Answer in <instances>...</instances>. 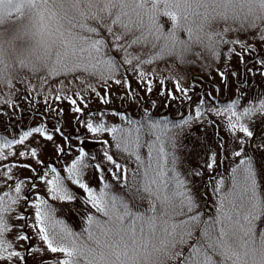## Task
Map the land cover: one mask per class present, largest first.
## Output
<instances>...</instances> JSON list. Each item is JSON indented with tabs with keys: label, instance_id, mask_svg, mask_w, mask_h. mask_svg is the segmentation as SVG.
<instances>
[{
	"label": "snow or ice",
	"instance_id": "6c2138e0",
	"mask_svg": "<svg viewBox=\"0 0 264 264\" xmlns=\"http://www.w3.org/2000/svg\"><path fill=\"white\" fill-rule=\"evenodd\" d=\"M215 36L211 58L198 57L193 63L202 61L210 71L214 64L222 62L223 67L217 71L223 87L215 84L214 91H204L200 85L197 99L196 85L200 82L195 76L189 78L154 67L149 70L145 64H154L155 56L137 53L135 41L120 45L103 34L91 38L89 59L75 68L83 74L71 81L72 91L63 82L54 90L47 86L48 80L38 85L25 84L26 99L43 93L46 103L67 100L75 132L64 127L65 109L60 104H48L45 112L34 110L40 116L34 124H24L22 119L13 121L9 116L0 128V264H99L87 241L99 242L98 229L106 223L101 217L121 221L129 218L133 230L138 222L152 227L158 206L178 217L165 226V251L173 264H221L218 256L227 251L220 239L225 222H235L251 235L260 231L264 239V131L257 135L256 130L257 121L264 124V87L256 81L257 74L264 79V52L260 50L264 28L257 25L251 33L245 32L248 39L239 34ZM237 55L243 72L233 64ZM133 78L148 93L143 100ZM188 79L191 85L185 83ZM109 81L125 86V91L118 93L122 100L142 108L147 102L150 108H143L139 119L114 107L92 108V92L105 105L111 103ZM233 81L237 85L234 97L224 103L216 93L230 89ZM101 82L108 89L103 94L97 90ZM19 91H0V114L7 115L19 107L15 98ZM161 98L167 107L172 101L178 102V108L187 107L186 114L154 119L151 110L160 106ZM52 112L58 114L49 115ZM109 115L120 117L121 122H113ZM197 121L206 129L213 127L214 135L211 140L203 138L196 151L198 163L193 165L190 153L183 151V135ZM221 127L225 129L223 135ZM104 133L111 134V144L122 159L134 161V167L117 160ZM90 139L98 140L97 150L87 143ZM144 146L148 148L146 156L141 151ZM46 153L52 158H43ZM237 158L238 163L234 162ZM226 162L230 164L229 171L217 172ZM121 169L123 176L118 171ZM206 169L215 173L206 181L212 185L217 200L212 215L200 209L197 192ZM106 171L121 182L122 193L112 190ZM88 173H98V189L86 178ZM71 185L83 190L82 202L92 209L84 212L79 231L57 215V207L49 199L76 201ZM145 199L149 202L147 208L137 203ZM149 211L153 215H148ZM217 224L221 225L220 236L216 235Z\"/></svg>",
	"mask_w": 264,
	"mask_h": 264
},
{
	"label": "rangeland",
	"instance_id": "374dc122",
	"mask_svg": "<svg viewBox=\"0 0 264 264\" xmlns=\"http://www.w3.org/2000/svg\"><path fill=\"white\" fill-rule=\"evenodd\" d=\"M96 1H98V5L101 4L102 7L100 9L91 8L88 11H84L83 13H85L84 15L86 17H89V14L91 13L92 18L89 17L88 23L83 25L82 22H73L74 17L79 18V14L83 11L80 9V6H78V0H43L44 4H46L48 7L50 18L46 25L42 24L37 26L35 23V5L37 4L38 0H0V91H15L16 88L21 89V91H19L15 97L19 101V107L16 108L14 112L9 110L7 115L0 114V128H3L5 123L8 121L9 116L13 121L22 119L24 124H28L29 121L34 124L40 119V116L36 115L34 110L45 112L48 108V104H53V107H55V104H60L65 109V112L62 116L64 127L73 133L75 132L74 115L70 111V105L67 100L56 101L55 103H53L52 100H49L46 103L43 93L36 95L35 99H26L23 89L27 83H34L38 85L42 80H48L47 86H50L53 90L58 84L63 82L65 86L68 87L69 91H72L73 89L71 81L75 77L83 74L79 71H75V68L82 62L89 59L88 47L91 42L89 33L93 31V28H95V35L103 34L108 38L110 37V41H115L120 45L127 44V39L123 40L121 37L115 36V31L117 28H114V25L110 23V15H112V10L110 9V5L108 7V0ZM172 1L173 0H165V2H162V0H154L155 4L158 5L153 6V11L156 8H160L161 10L169 13V17L164 15L162 24L166 25L169 22L170 25L173 26L171 29V36L174 38L175 32H177L178 28L183 22L181 23V21H179V17L176 19V22H172L174 15V4ZM179 1L181 3L185 2V0ZM263 2L256 4L259 6H264ZM159 3L161 5H159ZM180 11H178V13ZM256 11V8H252L249 13L255 16ZM178 13L175 12V14ZM182 17L183 19H186V15L182 14ZM230 18L233 19L234 22L238 23L237 15L230 14ZM214 19L215 16L209 17L208 21L210 24L214 21ZM234 22L227 24L229 28L226 29L230 33V36H234L237 33V30H234L237 27L234 26ZM191 23L192 27L187 31L184 28L186 35H182L180 33L181 31L178 30V39H176V41L172 42L173 40H165L162 48L157 50V55H154L157 58L156 62L154 64H145V68L150 70L154 67L158 71L171 70L173 72L185 74L189 78L195 76L200 82V84L196 85L197 97H194V99H197L200 92V85L203 86L204 91H214V85L220 84L223 87V81L217 70H214V75L212 78L210 77L211 80H209L205 77L204 73L202 74L201 70L203 69L204 71V69H206L204 66H202L203 62L201 61L193 63L194 61H197L198 57H203L205 60H208V58L203 56L201 48L195 49L194 46V42L197 43L199 39L198 37L195 38V36H197V34L200 36L199 31L205 29L206 26L203 22L198 23L191 21ZM126 30H128V27ZM169 43L171 44L169 45ZM207 43L208 42H206V44ZM38 48H42L45 53L43 61H39L36 58V51ZM172 48L174 49L176 55L182 56V58H186V55H189L192 52L191 59L189 61H183L181 69L179 67L176 68L174 65V55H170L171 59H167V56L172 54ZM261 49L262 52H264V45ZM165 52L168 54L166 53L165 57H162V54ZM140 54L144 56V53ZM233 64L239 68L241 72L244 71L243 67L239 63L238 55L233 58ZM164 75H167V71L164 72ZM157 79H159V77H157ZM256 81L261 87H264V79H262L259 74L256 76ZM132 83L135 87L141 89V92L143 93L141 100H143L144 97L148 95L147 92L143 91V85L138 84L135 78H133ZM185 83L187 85H191V79L186 80ZM77 84H80L78 80ZM109 85L110 94L112 96L111 103L105 105L100 101L99 97L96 96V93L92 92L90 93L92 97V108L100 109L104 107H114L118 110H126L127 114H133L134 116L138 114L143 115V108H150V104L147 102L143 103L142 108L137 107L135 102L130 100H122L118 93L125 91V86L123 84L117 85L114 82L109 81ZM236 86L237 85L235 81H233L230 89L216 93V95L220 97L221 101L227 102L230 98L234 97ZM169 87H171V82H169ZM97 90L102 94L108 91V89L104 87L103 82L100 83ZM29 95L31 96L33 94ZM152 95H157V92H153ZM151 111L156 115L171 114L173 118H179L186 114L187 107L178 108L177 101H172L171 107H167L163 103V98H161L160 106L158 108L152 109ZM57 114V112L49 113V115ZM33 116H35V119H33ZM213 118L215 119V117ZM109 119L116 123L121 122V118L118 116L109 115ZM217 123H220V121H217ZM16 130L18 131V127ZM256 130L257 135H259L260 132L264 131V124H261L259 121H257ZM6 131H12V129H6ZM224 131L225 129L221 127V135L224 134ZM85 135L87 136L91 134L85 132ZM102 135L109 140V136L111 134L104 133ZM213 135V127H208L206 129L204 124L199 121L193 123L190 129L185 130L183 135V151L185 153H190V158L193 165L198 163L196 151L199 149L203 138L206 136L209 140H211ZM73 143L75 144L77 141L73 139ZM87 143L94 151L99 148V142L97 139H90L87 141ZM254 145L255 141H253V146ZM200 155H203V153L201 152ZM43 158L51 159L52 157L50 154L46 153ZM234 162L238 163V158ZM121 163L129 164V161L127 160ZM229 167L230 164L226 162L224 166L217 168L216 171L218 172L221 170H228ZM24 171L25 174H29L28 170L25 169ZM118 171L120 175L123 176L122 169ZM205 171V180L201 182V184L202 187L206 188L207 194H210L212 198L210 200L212 201V205H210V201H208L201 205V210H203V212L206 214L212 215L215 214V205L217 200L211 194L212 185H208L206 181L208 176L213 173L208 172L207 169ZM105 175L109 183L112 185V190L118 194L122 193L123 186L121 182L115 180L110 172L106 171ZM86 178L90 179V183L93 186H96L97 189L99 188L100 181L98 173H88L86 174ZM228 184H230V181H228ZM71 187L78 197L76 201H57L53 198L49 199H53L52 202H55L56 205L60 207V209L57 210V215L69 221L67 223H69L72 227L74 226L75 228H73L79 231L83 228L84 212L90 211L91 208L90 206L86 207L82 202V198L85 195L83 190L75 185H71ZM261 187H264V181L261 182ZM40 190L42 192L45 191L44 188H41ZM61 205L63 207H61ZM208 205L209 207H207ZM159 207L164 214L165 210L163 206ZM161 217L162 216L159 215V220ZM102 219L105 220L106 223L102 225L100 229H98V233L100 234L99 242L93 239L88 240L87 244L91 249L92 257L97 259L99 264H112L113 253H116L118 257L119 253L117 249H119L121 246L127 249L129 246V224L127 227V223L125 221H121L117 218L110 219L108 217H103ZM139 223L140 222H138V225ZM223 227L224 235L221 236L220 239L225 245L227 251L226 254L218 256V259L221 260V264H238V262L241 264H261L262 259H264V239L261 238L260 231H257L254 235H251L246 232L241 225L236 224L235 222H225ZM220 228V224L215 226V230L218 232L217 236H220ZM104 229H107L106 233L104 232ZM103 233H105V236L101 237ZM35 242L36 241H33V243ZM108 242L112 246L111 248H107ZM237 243L241 246L240 249L237 247ZM91 246L95 248V250H93ZM185 247L187 246L185 245ZM152 248H156L154 242ZM166 248L167 245H162L158 250L164 252ZM152 252H154V250H152ZM238 254H240V256H238ZM37 255L39 254L37 253ZM50 255L52 254L50 253ZM158 257V255L152 254V264H157ZM160 264H173V260L171 258L161 259Z\"/></svg>",
	"mask_w": 264,
	"mask_h": 264
},
{
	"label": "trees",
	"instance_id": "16d2710c",
	"mask_svg": "<svg viewBox=\"0 0 264 264\" xmlns=\"http://www.w3.org/2000/svg\"><path fill=\"white\" fill-rule=\"evenodd\" d=\"M108 7L110 5V9L112 10L111 16V22L112 25H114V28H117L115 31V36L121 37L123 40L127 41V44H129L132 41H135V50L137 53H144V56H154L157 52V50H160L162 48V45L165 40L167 41H176L178 39V30L181 31L180 33L183 35H186V31L192 27L193 22L201 23L203 22L206 26L205 29H202L199 31V34H197L196 37H198L197 43H193L195 46V49L201 48V51L203 53V56L210 59L211 54L214 51V45L216 44V33H224L228 36H230V33L227 31L226 28H229L227 25L228 23L234 22L233 19L230 18V13L221 10L219 7H217L218 0H195L196 3L199 4V7L195 8L194 10L190 9V5L194 2V0H185L184 3H181L179 0H173L174 4V15L172 22H176V19L179 17L182 23V25L178 28L177 32L174 34V38L171 36V29L173 26L170 25L168 22L166 25L162 24V21L164 20V15L170 16L168 12L161 10L160 8H156L153 11V6H157L158 4H155L154 0H108ZM162 2H165V0H162ZM171 2V3H172ZM263 2V0H252L253 8H256V15L253 16L250 13H247L243 16H238L237 22H234V26H237L234 30H237L236 35H241V38L248 39V37L244 36L245 32L251 33L253 28L255 26H260L261 28H264V14H262L259 9L264 8V6H259L257 4H260ZM98 1L96 0H78V6H80V9L83 11L79 14V18L73 19L74 21H77L78 23H83L85 25L89 21V17H91V13L89 14V17H86L83 13L84 11H88L89 9H100L102 7L101 4L98 5ZM257 3V4H256ZM159 5H161L159 3ZM264 5V2H263ZM79 8V7H78ZM181 10V11H180ZM172 11V10H171ZM178 11H180L178 13ZM177 12L178 14H175ZM173 13V11H172ZM182 14L186 15V19H183ZM88 16V15H87ZM205 16V17H204ZM215 16L214 21L210 24L208 21L209 17ZM72 19V18H71ZM70 19V20H71ZM72 22V23H73ZM108 23V22H107ZM209 26V27H208ZM128 27V30L126 28ZM186 29V31L184 30ZM232 29V28H231ZM198 33V32H197ZM89 36L93 38L95 36V28H93V31L89 33ZM110 38V37H109ZM171 39V40H170ZM204 39V40H203ZM207 40V41H206ZM171 42V43H172ZM206 42H208L206 44ZM169 43V45L171 44ZM264 44H260V50L262 51V47ZM194 49V51H195ZM172 54H169L167 56V59H171L170 55H174V65L176 68H182V62L183 61H189L191 59V53L189 55H186V58H182V56H177L174 49ZM193 51V52H194ZM168 52V51H167ZM162 54V57H165L166 53ZM168 54V53H167ZM157 55V54H156ZM223 63H216L213 65L211 70L207 67L206 69L201 70L202 74H205V77L211 80L212 76L214 75V70H217V68H222ZM211 77V78H210ZM200 87V86H199ZM223 102V101H222ZM226 103V102H224ZM151 114L154 119H160L164 116H167L169 119H174L171 114L167 115H156L151 111ZM130 116H134L133 114H129ZM141 114L135 115L134 117L136 119H139ZM151 137H149L150 139ZM109 142L111 145V151L114 154V156L119 160L120 162L129 161V164L131 167H134V161L131 159L121 158V154L117 152L114 145L111 144V135L109 136ZM142 153L146 156L148 152L147 146L142 147L141 149ZM228 170H221L218 172L221 173H227ZM215 173L211 174L210 176H214ZM209 177V176H208ZM230 181V180H229ZM205 184V183H204ZM206 185V184H205ZM212 190V189H211ZM264 187H261V192L263 195ZM198 195L200 196V209L201 205L205 204L206 202L210 201L212 198L210 194H207L206 188L202 187V184H200V187L197 189ZM212 196L216 198V195L213 194V191L211 192ZM53 199L50 201L52 202ZM56 205L55 202H52ZM137 203H141L145 208L148 207V200L145 199L143 202L137 201ZM61 204V203H60ZM210 205H212V201H210ZM57 210L60 209L58 205H56ZM59 207V208H58ZM209 207V205L207 206ZM206 208V207H204ZM207 209V208H206ZM92 210V209H91ZM203 211V210H202ZM213 213V212H212ZM211 213V214H212ZM148 215H153L150 211L147 213ZM61 215V214H60ZM155 215V221L154 226L150 227L147 222L136 224L135 230L132 229L129 223V218H125L123 221L127 223V227L129 224L128 229L130 230V237L128 238V245H135L137 243H143L146 246L150 245L151 249L154 250L152 254L158 255V261L157 264H160L161 259L170 258L166 251L162 252L158 250L162 245H167V235L165 231L166 222H170L171 220L177 219L178 217H173L170 213H164L161 211L160 207L158 206L157 212ZM159 215H161V219L159 220ZM103 218V217H102ZM163 218V220H162ZM64 219V218H63ZM66 222H69L65 220ZM73 224L72 222H70ZM74 227V226H73ZM75 228V227H74ZM218 232H216L217 235ZM105 233L102 234L101 237H104ZM127 241V240H126ZM153 242L155 244V249H153ZM239 243V242H238ZM237 243V247L239 249L241 246ZM92 247V246H91ZM112 246L108 242V247L111 248ZM93 248V247H92ZM95 250V248H93ZM242 250V249H241ZM243 251V250H242ZM240 256V254H238ZM221 262V260L219 259ZM240 262H238L239 264ZM155 264V263H153ZM241 264V263H240Z\"/></svg>",
	"mask_w": 264,
	"mask_h": 264
},
{
	"label": "clouds",
	"instance_id": "9594fccd",
	"mask_svg": "<svg viewBox=\"0 0 264 264\" xmlns=\"http://www.w3.org/2000/svg\"><path fill=\"white\" fill-rule=\"evenodd\" d=\"M36 7V20L37 26L46 25L50 18L48 7L44 4L43 0H38ZM194 10L199 7V4L194 2L189 6ZM217 7L230 14L237 16H243L249 13L252 8V0H218ZM264 14V8L259 9ZM45 53L42 48H38L36 51V58L39 61H43ZM119 256L113 253L112 264H152V250L150 245L143 243H137L135 245H129L127 249L121 246L117 249Z\"/></svg>",
	"mask_w": 264,
	"mask_h": 264
}]
</instances>
